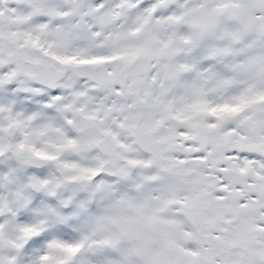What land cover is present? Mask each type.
I'll use <instances>...</instances> for the list:
<instances>
[{"label":"snow or ice","instance_id":"1","mask_svg":"<svg viewBox=\"0 0 264 264\" xmlns=\"http://www.w3.org/2000/svg\"><path fill=\"white\" fill-rule=\"evenodd\" d=\"M0 264H264V0H0Z\"/></svg>","mask_w":264,"mask_h":264}]
</instances>
